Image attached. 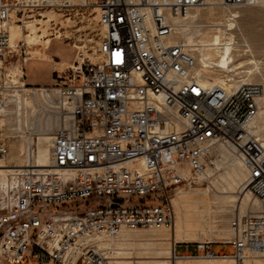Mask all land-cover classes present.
<instances>
[{"label":"built area","instance_id":"built-area-1","mask_svg":"<svg viewBox=\"0 0 264 264\" xmlns=\"http://www.w3.org/2000/svg\"><path fill=\"white\" fill-rule=\"evenodd\" d=\"M223 1L237 8L257 2ZM206 3L84 0L98 8L95 60L56 70L52 84L30 85L26 75L5 78L8 58L25 54L26 62L28 55L24 41L11 44V24L71 4L0 0V158L11 150L3 116L17 92H45L59 116L50 164H36L31 144L15 172L11 204L0 208V264H114L84 242L122 228L170 225L176 190L206 168L219 143L241 157L262 207L232 217V236L220 243L234 252L196 242L195 254L240 261L246 250L264 253V142L246 125L259 112L263 86L228 88L196 75V56L177 36L174 18Z\"/></svg>","mask_w":264,"mask_h":264},{"label":"bare ground","instance_id":"bare-ground-1","mask_svg":"<svg viewBox=\"0 0 264 264\" xmlns=\"http://www.w3.org/2000/svg\"><path fill=\"white\" fill-rule=\"evenodd\" d=\"M261 2H264V0H257L255 4ZM215 5L223 6L228 10L226 14L228 23H226L224 28L213 27L212 29H215V31L207 34L203 29L204 24L201 22L198 13L194 12L199 8L206 6L212 7ZM234 8L237 7L225 3L223 0H207L205 5L194 8L186 16L174 18L177 36L183 39L193 50L197 59L195 73L205 84L217 83L228 88H233L242 81H246L244 79L235 80V78L231 76L232 74L227 72L229 70H234V67H230L229 65L230 53L232 52L235 43V33L233 31L235 23L234 21H229L236 18V14L233 12ZM48 16L49 18L45 20L46 22H48L54 15L49 13ZM14 23L16 22H13L10 26L12 45L16 44V40L19 37H25L21 25H15ZM214 24L220 23L216 22ZM29 28L30 33L26 35L28 42L30 43L31 40L35 39L37 42L44 43L45 47L48 48L51 40H42V37L48 36V34H46V29H44L42 34H39V27L36 23L29 24ZM35 52L41 53L42 58L44 59H51L49 52L44 53L41 52L40 49H36ZM78 61L82 62L83 57ZM60 64H69L71 66L74 63L71 64L62 60ZM215 70L221 71L213 72ZM17 71L18 70H8L5 72V78L8 82H16L17 76L26 75V73L23 72V68L22 72L17 73ZM250 72H252V70H247V74ZM25 85L27 86L26 83ZM15 95L14 98H10V100H7L6 102L7 105L5 106V116H3V121L7 125V132L12 131L13 129L17 136L20 137L21 144L16 150L13 148L10 160L6 159L9 154L0 158V208L11 204L13 193L16 191L15 187L17 179L15 172L18 168L26 165V151L31 144H34L36 148V164L38 166H47L50 164L52 158L51 142L54 136L53 129H56L59 125V116L56 113L54 106L47 98L45 92L39 90H33V92H31L30 89H26L25 91L17 92ZM246 125L250 132L257 135L264 142V94L259 97L258 114L252 120L248 121ZM28 131L30 133H27ZM13 147H15V145ZM214 149L216 153L219 154V158L214 160L215 166H208L199 173L198 176L201 177L205 175L211 180L212 176H216L215 172L221 169L222 172L220 171V173L218 171V176L225 179L227 187L230 189L228 193L216 194L217 196L215 197V191L212 189L211 185L183 190L187 195V203L192 204V206L187 208L186 212L188 214L185 218L181 217L178 212L177 215L175 214L170 225L122 228L118 234L113 236H97L87 239L84 242V245H91L114 264H140L141 262L142 264H253L251 262L252 259L264 263V253H257L249 250L245 251L241 256L240 261L234 254L214 256L191 254L189 252L175 254V245L178 242L189 241L193 237V232L206 230V223V225L212 227L211 221L208 222L206 220V215L209 216L213 211L212 204H215L214 211L224 214L223 219L227 218L225 215L234 209L236 210L235 214L238 213L242 215L249 210L257 212L262 207L260 199L247 185L248 170L241 157L231 147H227L221 143L216 144L213 150ZM217 178L214 177V180ZM224 179L222 180L224 181ZM214 180L211 181L216 184ZM244 183L246 184L244 185ZM239 185L240 187L243 185V187L240 189L239 194H234L233 189L236 190ZM181 191L176 190L175 194ZM2 195L4 196L1 198ZM172 200H174V196ZM228 204L231 206L234 205V208L230 207ZM189 215H196L197 217L193 221L190 220ZM231 221L230 228L224 227V230H230V236L228 238H230L233 233ZM120 243L136 244L137 247L141 249L147 248L152 255L138 254L136 257H151L152 259L132 260L131 258L133 256L128 255V251H120L119 253L123 254H119L117 257L113 252L116 250V247L112 248L111 246ZM191 260L208 261L190 263Z\"/></svg>","mask_w":264,"mask_h":264},{"label":"rangeland","instance_id":"rangeland-1","mask_svg":"<svg viewBox=\"0 0 264 264\" xmlns=\"http://www.w3.org/2000/svg\"><path fill=\"white\" fill-rule=\"evenodd\" d=\"M69 2L71 6L67 10L48 9L42 11V16L35 15L33 18L26 17L24 25L17 22L14 23L15 25H21V29L25 36L23 38L19 37L16 40V43L18 41H24V43L26 44L25 46L28 49V55L26 62L23 61V57H25V54H23V56H19L18 54L8 58V61L4 64L6 71L18 70L17 73H20L22 72L23 68V72L26 73V80L28 84L46 85L52 84L54 82L53 77L56 76V70H64L70 66L69 64H60L62 60H65L71 64H73L75 60H81L82 57L95 60V49L98 44L100 34V28L96 22V14L98 12V8L94 4L89 6L84 5V0H69ZM227 12L228 10L223 6L215 5L212 7L206 6L203 8H199L194 13H198L201 22L204 24L203 29L207 34H210L215 31V29H212L213 27L224 28L226 23H228V20L226 18ZM233 12H235L236 18L229 21H234L235 23V27L233 29L235 33V43L233 50L230 53L229 65L230 67H234V70H229L227 72L232 74L231 76L234 77L235 80L244 79L246 81L242 82H253L261 84L263 86L264 94V2L244 6L241 8H234ZM49 13L53 14L54 16H52L51 19L46 22L45 20L49 18ZM216 22L220 24H214ZM31 23H36V25L39 27V34H42L44 29H46V34H48V36L42 37V40H51L48 48L45 47L44 43L37 42L35 39L31 40L30 43L28 42V38L26 37V35L30 33L29 24ZM55 32L57 34L56 36L54 35ZM36 49H40V51L44 53L49 52L50 54H52V60L43 59L41 53L35 52ZM247 70H252V72L247 74ZM217 71L221 70H215L213 72ZM7 133L10 136L11 150L6 159L10 160V155L13 152V148L16 150V148L20 146L21 139L17 136L16 132L13 129L12 131ZM27 133L30 132L28 131ZM14 145L15 147H13ZM217 158H219V154L216 153L214 149L212 150L210 159L206 163V168L208 166H215L214 160H216ZM218 171L222 172L221 169ZM218 171L215 172L216 176L214 175L211 178V180H214V177L219 178L214 180L216 184H214L209 178L204 175L201 177L197 176L190 184L179 186L177 191H182L175 194L174 200H172L176 215L179 212L180 216L185 218L188 214L186 212L187 208L192 206L191 203H187V195L185 194V192H183V190L211 185L212 189L215 191V197L219 194H225L230 191L229 187H227L225 179L221 176H218ZM221 178L224 179V181ZM219 182L223 184H220ZM245 184L246 183H244V185ZM215 187H217L219 191ZM238 187L236 188V190L233 189L234 194H239V191L243 187V185L241 187L239 185ZM224 190L227 192H225ZM3 196L4 195H2L1 198ZM228 205L234 208V205ZM211 206L213 211L209 216L206 215V220L208 222L211 221L212 227L206 225V223V230H198L193 232V237L189 241L185 242L193 244H196V242L205 241L221 242L230 236V230H224V227L230 228V221L234 216L236 210L234 209L233 211L228 212L227 215H225L227 216V218L223 219V213L214 211L215 204H212ZM196 217V215H189L190 220L193 221ZM111 247H116L117 251L114 250L113 252L117 257L119 256V254H123L119 253L120 251H128V255L133 256L131 258L132 260L152 259L151 257H136L138 254L148 256L152 255L150 250H148L147 248L141 249L137 247L136 244L120 243ZM188 247L189 250L194 254L195 252H197L195 245H178L176 251L178 254H181L184 250H187ZM212 248L215 253H218L223 249L227 250L228 252H234V247L232 245L224 246L214 243ZM203 261L208 260H191L190 263ZM251 262L253 264H264L258 262V260L255 259H252ZM140 264H142V262Z\"/></svg>","mask_w":264,"mask_h":264},{"label":"crops","instance_id":"crops-1","mask_svg":"<svg viewBox=\"0 0 264 264\" xmlns=\"http://www.w3.org/2000/svg\"><path fill=\"white\" fill-rule=\"evenodd\" d=\"M51 55V57H52V54H50ZM44 59V58H43ZM51 60H52V58H51ZM215 244H220V245H224L225 246V244H223V243H220V242H218V243H215ZM178 245H186V246H189V245H195L196 246V250H197V245L194 243H188V242H178ZM177 245V246H178ZM212 247H213V245H212ZM222 251H227V250H225V249H223V250H221L220 252H222ZM186 252H189V253H191V254H194L192 251H190L189 250V247H188V249L187 250H184L182 253H186ZM196 253V252H195ZM219 253V252H218ZM229 253H232V252H229Z\"/></svg>","mask_w":264,"mask_h":264}]
</instances>
